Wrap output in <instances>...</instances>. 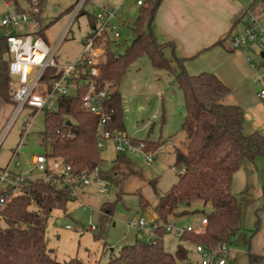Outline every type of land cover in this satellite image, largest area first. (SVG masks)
Masks as SVG:
<instances>
[{"label": "trees", "instance_id": "obj_1", "mask_svg": "<svg viewBox=\"0 0 264 264\" xmlns=\"http://www.w3.org/2000/svg\"><path fill=\"white\" fill-rule=\"evenodd\" d=\"M19 7L18 0H4ZM163 0H149L141 10L133 28V41L123 54L109 49L102 67L103 78L113 82L114 91L108 107L114 110L109 130L125 132L124 111L120 85L131 67L141 58L148 57L152 66L175 75V82L185 99L186 117L182 131L186 135L183 149L176 150L174 168L179 181L161 197L155 207L157 219L153 223L156 238L152 242L137 240L124 246L108 264H199L190 258V246L202 245L217 249L223 244L232 246L241 231L242 211L233 194L234 176L245 163L256 164L264 158V135L254 133L245 136V112L238 105H228L224 100L231 89L215 74L202 73L192 76L185 69L186 60L176 54L174 44L159 43L155 30V17ZM45 0H42V13ZM75 5L70 7L69 15ZM254 14L264 13V0H256L249 8ZM94 24V16H89ZM47 27L39 33L46 38ZM224 41L219 45L224 46ZM170 50V58L167 50ZM8 43L0 36V98L13 105L11 88L6 75ZM52 71L47 72V78ZM83 92L76 96L61 98L56 112L46 114V131L43 133L45 149L51 147V157L62 158L74 173L92 171L103 160L98 148L99 119L88 112L82 102ZM135 140V139H134ZM137 141V140H135ZM148 148L157 151V143L144 141ZM130 161L119 156L117 162ZM154 190L157 192L156 184ZM70 193L44 179L27 180L0 213V264H100L87 262L78 257L60 262L55 250L48 247L47 229L54 211L66 212L71 201ZM210 205L211 213L202 235L186 233L180 239L175 254L164 248L166 225L172 219L187 217L195 204ZM146 210L149 202L141 199ZM116 204L105 203L103 215L114 216ZM249 264H264V257L248 252Z\"/></svg>", "mask_w": 264, "mask_h": 264}, {"label": "rangeland", "instance_id": "obj_2", "mask_svg": "<svg viewBox=\"0 0 264 264\" xmlns=\"http://www.w3.org/2000/svg\"><path fill=\"white\" fill-rule=\"evenodd\" d=\"M80 0H45L43 13L39 22L47 27L48 45L54 48L68 26L72 14L65 16L66 11ZM26 8L27 0H18ZM105 5L119 9L124 21L121 29L122 38L113 50L119 54L126 51L133 41V28L138 22L142 8L136 0H91L65 34L56 52L59 64L73 62L82 50V42L90 34L89 16H95L99 7ZM15 5L9 8L0 0V36L7 31L13 34L26 32L24 26L17 29H6L1 22L9 12L16 11ZM7 16V15H6ZM32 25H30L31 27ZM28 30V29H27ZM29 31V30H28ZM229 47V41L226 43ZM223 49H225L222 46ZM236 56L238 53H235ZM255 63L261 62L256 54L252 56ZM226 85L231 89L225 104L240 106L245 112L243 133L250 136L254 133L264 135V104L258 98L259 86L255 85V71L244 57H237L232 63H226L219 70ZM217 76V75H216ZM125 132L129 138L139 141H158L156 163L147 164L144 158H131V161L117 162L118 154L111 143L106 150H100L103 163L99 166L100 178L107 183L110 191L101 195L94 182L83 196V202L72 200L66 212L54 211L47 229L48 247L55 250L58 261L65 262L78 257L87 262L108 264L112 257L119 254L127 245L137 240L152 242L154 235L143 231L138 233L128 230L126 222L136 216L143 217L149 225L153 224L155 207L161 197L167 194L179 181V172L174 168L175 147L183 149L187 141L182 131L187 111L183 92L175 82V75L158 70L152 66L148 57L138 60L130 69L122 88ZM261 104L262 107L258 106ZM14 107L0 98V138L10 124ZM23 121L19 118L9 129L0 146V169L9 163L13 151L21 141ZM46 131V113L39 112L33 122L29 136L20 149L19 161L26 177L41 178L43 173L34 170V159L40 155H49L51 147L45 149L42 144ZM164 142V143H161ZM130 158V157H129ZM156 184L157 192L154 190ZM237 196L241 211V231L231 246L227 257L228 264H249L248 252L264 257V158L256 164L245 163V166L234 178L232 188ZM149 202L143 210L141 199ZM105 203H115L113 217H106L101 211ZM187 217L175 218V224H192L198 227L203 214L213 211L210 205L195 204L189 208ZM71 226L72 229H67ZM90 226L96 227L93 231ZM164 248L175 254L180 240L172 234H165ZM192 246H190L191 248ZM111 249L114 251L112 252ZM190 258L197 262L198 255L191 248Z\"/></svg>", "mask_w": 264, "mask_h": 264}, {"label": "built area", "instance_id": "obj_3", "mask_svg": "<svg viewBox=\"0 0 264 264\" xmlns=\"http://www.w3.org/2000/svg\"><path fill=\"white\" fill-rule=\"evenodd\" d=\"M91 0H80L72 10V17L57 45L51 48L46 40L39 35L43 26L39 22L42 15V0H30L25 11H15L3 18L1 24L6 29H17L29 24L36 25L32 33L15 35L6 34L8 55L6 57V75L11 88L14 113L10 124L0 138V146L11 126L22 118L23 127L21 141L13 151L11 159L5 168L0 169V213L7 202L16 195L27 180L44 179L53 182L58 188L70 193L73 200L83 202L87 188L97 184V192L105 195L110 191L107 183L100 178L97 167L92 171L74 173L72 166L62 158L40 155L34 159V170L43 173L41 178L26 177L19 161L20 149L30 134L37 113L56 112L59 100L76 96L82 91L84 108L99 119L98 148L106 150L111 143L114 150L121 156L144 158L148 165L156 163V151L148 148L144 141H135L122 133L109 130L114 110L108 107L111 94L114 91L113 82L103 78L102 67L106 62L109 49L117 46L121 40L123 22L118 20V8L99 7L94 16V24L90 23V34L82 43L79 56L71 63L59 64L56 52L65 34L79 17L84 5ZM147 0H138L143 6ZM40 17V18H39ZM118 23H117V22ZM234 50L250 51L248 63L257 71L255 83L259 86L258 98L264 104V63H255L252 56L256 54L264 62V13L254 14L248 11L244 32L233 37L231 42ZM52 73L47 78V72ZM48 150V149H47ZM128 230L138 233L154 232L153 225L140 216L126 222ZM208 225L207 217H203L199 226L192 224H168L167 234H172L179 240L186 233L202 235ZM95 231L96 227L90 226ZM67 229H72L67 226ZM232 247L223 244L217 249L195 246L199 264H228L227 257Z\"/></svg>", "mask_w": 264, "mask_h": 264}, {"label": "crops", "instance_id": "obj_4", "mask_svg": "<svg viewBox=\"0 0 264 264\" xmlns=\"http://www.w3.org/2000/svg\"><path fill=\"white\" fill-rule=\"evenodd\" d=\"M29 1L30 0H27L28 6ZM124 1L126 0H122V2ZM137 1L138 0H136V3ZM255 1L256 0H163L159 9L157 10L154 23L157 39L161 44L171 43L175 45L176 54L180 59L186 60L185 69L190 75L195 76L202 73L215 74L226 85V82L224 81V78L219 71L221 67L226 63H232L235 58L239 56H245V60L246 62H248L247 57L251 54V52L247 50H234L232 48L231 42L234 36L244 32L249 8ZM5 3L9 8L11 7V5H13L12 3ZM28 6L24 8L19 4V7L17 8L15 6V9L16 11L22 12L27 10ZM103 7L113 6L105 5ZM139 7L142 8L143 6ZM11 13L8 12L6 15ZM118 20L124 23V21L121 19V16L119 15V9ZM30 25L32 26L30 27ZM24 27L26 28V32H23L21 34L32 33L36 29V25L34 24H29ZM122 27H124V25ZM8 32L10 31H7V33ZM45 37L46 38H43L46 40V42H48L47 32ZM223 40H226L224 41V46L219 45V42ZM228 41L229 47L226 46V43ZM222 46L225 49H223ZM236 52L238 53L237 56L235 54ZM166 53L170 58L171 52L169 49ZM254 71L255 76L257 77L258 73L256 70ZM127 75L121 82L120 92H122V88L124 82L126 81ZM258 106L262 107L261 104H258ZM124 135L127 136L126 134ZM151 142L157 143L158 141ZM184 144L186 143L183 142L182 147L184 146ZM163 147L157 150L156 154ZM177 149L180 148L175 147V158ZM128 159L130 161L132 160L131 158ZM157 218V214L155 213L154 219L152 220L153 223ZM171 224H175V219H172ZM150 233L154 235L153 238L155 239V233L153 231ZM191 248L193 249L194 247L192 246ZM111 251L113 252L114 250L111 249Z\"/></svg>", "mask_w": 264, "mask_h": 264}, {"label": "water", "instance_id": "obj_5", "mask_svg": "<svg viewBox=\"0 0 264 264\" xmlns=\"http://www.w3.org/2000/svg\"><path fill=\"white\" fill-rule=\"evenodd\" d=\"M263 58H264V53L262 54Z\"/></svg>", "mask_w": 264, "mask_h": 264}]
</instances>
